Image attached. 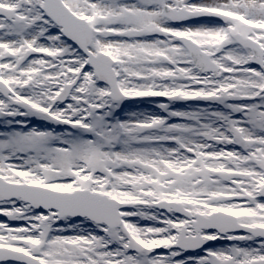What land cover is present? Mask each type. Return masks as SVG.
I'll return each instance as SVG.
<instances>
[{
	"label": "snow or ice",
	"instance_id": "1",
	"mask_svg": "<svg viewBox=\"0 0 264 264\" xmlns=\"http://www.w3.org/2000/svg\"><path fill=\"white\" fill-rule=\"evenodd\" d=\"M0 217V264H264V0H0Z\"/></svg>",
	"mask_w": 264,
	"mask_h": 264
},
{
	"label": "rangeland",
	"instance_id": "2",
	"mask_svg": "<svg viewBox=\"0 0 264 264\" xmlns=\"http://www.w3.org/2000/svg\"><path fill=\"white\" fill-rule=\"evenodd\" d=\"M157 102H167L165 98L162 97H154V98H143L140 101H131L128 102V106L126 108V111H158V109L155 107V103ZM197 103L202 104L203 102H179L175 103L173 106L175 108H178L180 110L189 109L191 107H194ZM37 126H41V122H36ZM0 219H4L3 217H0ZM222 246V245H219ZM217 246V247H219Z\"/></svg>",
	"mask_w": 264,
	"mask_h": 264
},
{
	"label": "water",
	"instance_id": "3",
	"mask_svg": "<svg viewBox=\"0 0 264 264\" xmlns=\"http://www.w3.org/2000/svg\"><path fill=\"white\" fill-rule=\"evenodd\" d=\"M225 242H210L211 246H218V245H221Z\"/></svg>",
	"mask_w": 264,
	"mask_h": 264
}]
</instances>
